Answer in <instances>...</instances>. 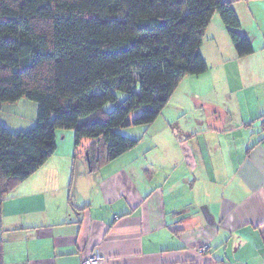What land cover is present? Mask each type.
<instances>
[{
  "label": "crops",
  "instance_id": "0c3cea01",
  "mask_svg": "<svg viewBox=\"0 0 264 264\" xmlns=\"http://www.w3.org/2000/svg\"><path fill=\"white\" fill-rule=\"evenodd\" d=\"M231 1L254 47L259 30L264 44V0ZM203 38L207 66L236 54L218 14ZM257 52L236 54L228 78L236 96L253 92L252 110L262 116L264 51ZM205 72L179 81L228 93L225 77ZM204 127L159 126L161 133L147 145L136 149L137 142L94 170L88 168L86 140L73 178L74 149L61 142L63 150L57 145L2 201L3 264H80L95 249L98 264H264V130ZM78 158L87 165L79 166ZM205 244L207 251L198 252Z\"/></svg>",
  "mask_w": 264,
  "mask_h": 264
},
{
  "label": "trees",
  "instance_id": "16d2710c",
  "mask_svg": "<svg viewBox=\"0 0 264 264\" xmlns=\"http://www.w3.org/2000/svg\"><path fill=\"white\" fill-rule=\"evenodd\" d=\"M214 14L236 54H250L231 0H0V107L21 97L37 105L26 130L0 122V210L55 152L59 128L74 133L71 178L86 140L90 170L134 147L120 129L151 124L182 76L207 70L200 46Z\"/></svg>",
  "mask_w": 264,
  "mask_h": 264
},
{
  "label": "rangeland",
  "instance_id": "374dc122",
  "mask_svg": "<svg viewBox=\"0 0 264 264\" xmlns=\"http://www.w3.org/2000/svg\"><path fill=\"white\" fill-rule=\"evenodd\" d=\"M255 37L256 46L254 47L252 44L253 49L255 52L259 50L257 53H261L264 51V44L263 41H261L263 33L259 30ZM203 40L204 38L202 41ZM207 47L208 43L204 40L203 45L200 46V52L202 50L206 54ZM212 58H214V56ZM238 58L239 57L235 54L232 59L230 58L229 62L225 61L222 64L214 63L212 66L209 65L204 73L213 77V79H223V77H225L229 90L227 94L226 92H222L221 95H218V93L215 92L210 93L208 91H201L197 82L190 83L185 79L183 81H178L165 109H162L163 111L160 112L158 117L151 124L128 125L121 128L120 132L138 139V144L135 148L140 149L150 142L151 136L156 138L161 133L159 126H191L192 128H196V131L200 128L205 129L204 126H260L261 115L254 114V110H252L251 107V104L254 103L253 92H251L249 96L243 97V93L239 90L238 96H236V85L229 82L228 76L237 64ZM212 61H218V59L214 58ZM181 79L182 77L180 80ZM247 86L251 87L252 90V84ZM243 92L245 94V91ZM195 93L198 95H195ZM117 94L119 99L124 96L122 92H118ZM111 107V103H106L104 106L106 110H110ZM36 114V102L26 97H21L14 102H4L1 105L0 122L6 126L9 131L15 133L34 126L36 123ZM149 127L150 129H148ZM195 135H197V133H195ZM195 135L193 137H196ZM61 142H68L69 147L74 149V133L71 129L59 128L56 130V146H59ZM63 148L64 147L60 145L58 150H63ZM78 164L79 166L81 164L85 165V159L78 158Z\"/></svg>",
  "mask_w": 264,
  "mask_h": 264
},
{
  "label": "built area",
  "instance_id": "2783aa9c",
  "mask_svg": "<svg viewBox=\"0 0 264 264\" xmlns=\"http://www.w3.org/2000/svg\"><path fill=\"white\" fill-rule=\"evenodd\" d=\"M197 251L200 253L207 251V245L205 244L203 246L198 247ZM100 259H101V254L98 251V249H95L89 255L82 258L80 264H98ZM210 264H227V263L222 261L219 262L213 261Z\"/></svg>",
  "mask_w": 264,
  "mask_h": 264
}]
</instances>
